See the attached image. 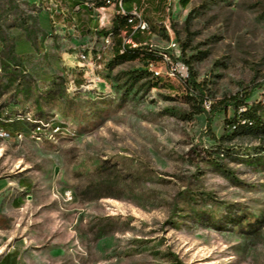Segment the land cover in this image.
<instances>
[{
	"label": "rangeland",
	"instance_id": "rangeland-1",
	"mask_svg": "<svg viewBox=\"0 0 264 264\" xmlns=\"http://www.w3.org/2000/svg\"><path fill=\"white\" fill-rule=\"evenodd\" d=\"M112 4L0 0V124L16 133L0 140L4 252L18 264H264V0L148 10L152 29L125 45L155 54L151 67L101 47ZM245 94L259 123L233 136L232 107L198 112Z\"/></svg>",
	"mask_w": 264,
	"mask_h": 264
},
{
	"label": "trees",
	"instance_id": "trees-1",
	"mask_svg": "<svg viewBox=\"0 0 264 264\" xmlns=\"http://www.w3.org/2000/svg\"><path fill=\"white\" fill-rule=\"evenodd\" d=\"M167 1L169 0H114L113 1L115 6L118 7L117 11L120 10L124 12V14L121 13L119 14L118 12L116 13V17L112 22V28L110 29V31H107V33L110 32L113 36L112 56L115 62H133L138 60V61H143L147 65L148 63L151 62L153 63L156 60L157 57L155 54L149 52L143 53L138 49L128 48L125 44H123V40L131 36L135 30H138V28L135 25V22H137V20L131 19L132 11L140 12L142 19L147 21L144 15L148 12V10L153 9L155 11H158L163 7H165ZM176 1L183 8H185L190 2V0H176ZM105 4L106 3H104L103 1H100L95 4L94 8H101L105 6ZM87 10L91 11L90 7H88ZM149 29H152L150 23H149ZM188 70H189L188 87L193 89V91L202 100L204 96L199 87V84L195 82L192 73L190 71V68H188ZM249 96H250L249 94H245L241 98L238 97H232L230 99L225 98L218 102L219 104L218 106H216L211 102L206 107L201 104V107L198 112L212 114L218 111V109L226 110V108L232 107L234 109L235 114L232 119L226 121L225 129L226 131L227 130L231 131L233 129L232 133L230 134V136H233L235 134H238V129L242 126V124L252 125L253 122L259 123L258 118L256 117L255 114L256 108H254L259 103L258 104L255 103V106L248 107L246 100L249 98ZM241 108H243V110L239 111V109Z\"/></svg>",
	"mask_w": 264,
	"mask_h": 264
},
{
	"label": "built area",
	"instance_id": "built-area-1",
	"mask_svg": "<svg viewBox=\"0 0 264 264\" xmlns=\"http://www.w3.org/2000/svg\"><path fill=\"white\" fill-rule=\"evenodd\" d=\"M114 1V0H113ZM119 5V4H118ZM120 6V5H119ZM134 19V11H132V18ZM135 22V21H134ZM136 27L138 28V30L140 31H147L149 30L148 25L146 24V21L144 20V22H135ZM113 46V36L110 37V39L108 40H104V42H102V46L101 47H111ZM172 46H174V44L172 43ZM90 57L87 53H80V55L78 56V66L81 68H88L93 65L90 63L89 61ZM148 66H152L153 63H148ZM89 73H85L84 78L87 80V75ZM13 134L16 136V133H6L5 131L1 130V124H0V140H9L11 139V137L13 136Z\"/></svg>",
	"mask_w": 264,
	"mask_h": 264
},
{
	"label": "crops",
	"instance_id": "crops-1",
	"mask_svg": "<svg viewBox=\"0 0 264 264\" xmlns=\"http://www.w3.org/2000/svg\"><path fill=\"white\" fill-rule=\"evenodd\" d=\"M112 5L114 6L115 12L116 13L117 12L120 13V10L117 11L118 7L115 6L114 3ZM81 7H82V12H77V14L80 15V16H83V12H87L89 14V17L92 18V14H90L91 12L89 10H87V8L84 7V5H81ZM98 9L102 10V9H105V8L101 7V8H98ZM88 21L90 22V19H88L87 22ZM88 29L92 30L91 27H88ZM82 31H83V29H82ZM123 44H125V39L123 40ZM21 46L25 47V46H29V44H27L26 41H23V42H21ZM4 188H5V185H3V183L0 182V195H1L2 191L4 190ZM1 232H2V230H1V227H0V234H2ZM0 264H18L17 255L14 253V251H12V252H10V251L4 252V239H3L2 235H0Z\"/></svg>",
	"mask_w": 264,
	"mask_h": 264
},
{
	"label": "bare ground",
	"instance_id": "bare-ground-1",
	"mask_svg": "<svg viewBox=\"0 0 264 264\" xmlns=\"http://www.w3.org/2000/svg\"><path fill=\"white\" fill-rule=\"evenodd\" d=\"M120 13H121V14H124L123 11H120ZM134 19H136L137 22H144V21L142 20V18L139 17L135 12H134ZM146 24L148 25V28H149V24H148L147 22H146ZM111 36H112V34L109 32V33L105 36L104 40H108V39H110ZM104 40H103V42H104ZM242 123H243V122H242ZM1 130H3V129H1ZM3 131H4V130H3Z\"/></svg>",
	"mask_w": 264,
	"mask_h": 264
}]
</instances>
